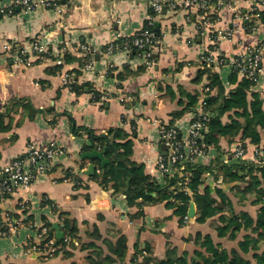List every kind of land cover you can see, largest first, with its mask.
<instances>
[{"label":"crops","instance_id":"crops-1","mask_svg":"<svg viewBox=\"0 0 264 264\" xmlns=\"http://www.w3.org/2000/svg\"><path fill=\"white\" fill-rule=\"evenodd\" d=\"M217 1L208 0L211 12L221 26L233 31L231 41L220 40L216 44L218 53L231 61L248 46L258 45L262 49L263 72L251 89L239 90L238 84L230 81V62L213 70L223 85L220 100L223 113L216 110L211 113L212 117L219 126L231 121L242 126L245 119L236 115L239 110L234 105L248 106L255 94H259L264 112V22L260 17L257 31L248 33L229 9L216 6ZM237 6L239 11L245 12L247 0H237ZM148 12V0H65L61 14L48 8L31 12L16 9L15 14L0 18V115L6 127L0 131V169L22 156L30 145L53 144L61 151L42 173L35 175L29 190L19 189L0 199L3 221L8 215L12 221L21 223L13 234L0 235V264H90V259L95 258L90 249L81 250V246L91 242L102 252L101 257L108 255L115 260L112 249L122 235L127 240L126 256L122 262L115 260L112 264H131L135 242L140 246L148 243L155 259L164 258L168 242L179 253L186 252L191 261L199 247L185 239L195 233L209 235L213 244L227 251L235 249L250 264H257L254 255L264 252V242L254 252L239 247L247 234L243 230L233 240L219 238L214 229L218 216L204 223L190 220L181 226L173 209L162 202L142 206L143 215L131 219L137 210L127 206L123 194L113 195L112 189L104 190L83 174L90 165L99 168L101 164L82 158L87 153L83 152V146L89 143L86 131L102 134L109 128H121L133 143L130 159L142 164L145 174L163 185L165 177L156 168L157 158L162 153L158 122L170 123L185 134L200 109V100L195 108L188 109L186 99L195 93L199 99L204 96L207 75L200 84L195 80L201 69V57L212 43L196 28L197 12L191 13L189 20L187 11L165 13L164 19L157 21L161 48L153 55L151 69H144L137 57L123 53L106 57L98 53L92 70L84 71L85 57L77 48L78 44L102 49L118 36H132L143 29ZM262 17L264 19V15ZM33 41L42 43L49 55L38 61L29 58L30 64L19 61V50H27ZM64 51L69 60L59 66L56 61ZM63 73H70L76 84L83 86V91L75 93L64 86L60 77ZM124 73L127 76L119 81L118 75ZM241 78L238 75V79ZM92 90L104 97L101 105L93 101ZM211 95H216V90ZM180 111L178 118L173 117ZM240 133L231 143L227 138H220L219 151L213 145L208 146L207 155L196 165L210 170L204 174V182L196 193H202L204 188L220 187L236 213L247 212L255 219L261 204L254 203V194L242 193L238 189L244 185L242 183L223 182V165L239 162L234 157L238 146L244 149L240 160L256 167L262 165L260 160L264 161V131L260 133L258 147L248 139L242 141ZM217 157L221 163L216 167ZM68 171L69 174L80 171L77 183L73 182L74 175L66 176ZM189 192L187 195L191 197L193 192ZM45 201L50 204H44ZM59 214L60 220L67 218L76 222L78 239L72 241L74 248L68 250L70 256H64V250L60 249L53 257L43 260L27 249L28 241L35 242L36 232L27 219L30 217L36 226L50 222L53 228L57 224L64 233Z\"/></svg>","mask_w":264,"mask_h":264},{"label":"trees","instance_id":"trees-1","mask_svg":"<svg viewBox=\"0 0 264 264\" xmlns=\"http://www.w3.org/2000/svg\"><path fill=\"white\" fill-rule=\"evenodd\" d=\"M65 0L62 2L64 3ZM264 12L260 11V21L264 22ZM156 34V30L152 29ZM64 51L58 57L59 60L68 61L69 57ZM47 55L49 52L47 51ZM46 55V56H47ZM39 60V59H38ZM37 60V61H38ZM85 63V62H84ZM60 66V65H59ZM144 68V67H143ZM215 67L201 68L197 74L196 82L200 84L202 77L207 75L208 82L203 86V93L200 99L197 93L189 95L186 99V108H195L200 100V108L208 112L210 120L204 131L203 141L209 146L213 145L220 150L219 140L220 138H227L228 143H231L239 132L240 139L242 141L248 139L249 142L257 147L261 144V131H264V112L262 109V99L259 94H255L253 100L249 105H234L239 111L236 115L245 119L242 126H238L234 121L230 124L219 126L216 124V119L211 115L216 111L222 114L220 100L223 93V85L219 78V75L213 71ZM127 76L126 73L118 75L119 81H122ZM73 78V77H72ZM73 84L70 85V89L75 93H81L83 91L82 85H77L76 80L73 78ZM230 81L238 84L239 90L251 89L256 81L242 76L238 79V73L235 69L231 68ZM216 90V95H211V92ZM93 93L95 99L99 98V93L96 91H90ZM93 99V101H95ZM196 113V112H195ZM182 114V111L174 113L173 117L178 118ZM195 116V114H194ZM167 125H171L167 123ZM3 125V118L0 115V131L5 130ZM88 145L83 146V152L100 153L102 160L104 161L103 167L99 165V172L93 173L90 177L104 190L112 189L113 195L123 194L127 206L130 208H136V212L131 216L132 218L143 215L141 210L142 206L153 205L164 202L166 207L173 209V213L178 217L179 225H185L183 218L187 215L189 205L192 201L195 205V217L189 218L188 221L194 220L197 223H204L209 218L217 217V224L214 229L219 238L228 237L229 239H235L237 235L243 230L247 232L239 242V247L243 251H258L260 245L264 242V161L260 160L262 165L256 167L253 163L240 160L239 162L223 165V182L226 184H244L238 189L244 194H254L255 204H261L257 216L253 219L247 212L236 213L232 207L229 206V200L223 189L215 187L213 190L210 188H204L202 193H196L200 185L203 184V176L210 169L202 166L194 165L189 168L190 181L187 184L188 189L192 191V196H188L181 187L177 185V179L165 178L163 185L157 184L155 180L145 174L144 166L136 163L130 159L132 154L133 143L129 139V135L121 128H109L105 133L95 134L93 130H87ZM90 161H99L97 158H89ZM215 166H219L221 163L219 157L214 162ZM68 174L66 176L68 177ZM66 177V178H67ZM44 204H50L49 201H45ZM227 212V213H225ZM61 214L58 215V221L63 226V237L57 239L54 235V229L52 223L46 222L45 225L49 227V237H54L57 245H61L64 256H70L71 250L74 248L72 241L77 240V226L76 222L70 221L67 218L60 220ZM28 217L30 223L33 220ZM4 221L1 216L0 210V231L3 230ZM98 237V235L96 236ZM185 241L193 242L199 250H195L193 255L194 259L188 261V254L186 252L179 253L177 248L171 246L168 242L166 244L165 256L162 259H155L152 256V250L148 243L140 246L138 242L134 243V253L130 259L131 264H250L249 260L242 257V255L235 249L227 251L221 248L220 245L213 244L209 235H202L195 233L185 239ZM65 247L69 249L65 250ZM90 249L95 259H90V264H103L108 261L107 264H112L115 260L122 262L127 252V240L122 235L119 236L115 245L113 246V253L116 259H112L110 256L101 257L102 252L94 244V242L82 244L81 250ZM58 252V251H57ZM56 252V253H57ZM55 253V254H56ZM141 258L139 261L138 258ZM100 258V261H99ZM254 258L257 264H264V252L255 253Z\"/></svg>","mask_w":264,"mask_h":264},{"label":"built area","instance_id":"built-area-1","mask_svg":"<svg viewBox=\"0 0 264 264\" xmlns=\"http://www.w3.org/2000/svg\"><path fill=\"white\" fill-rule=\"evenodd\" d=\"M63 0H0V18L15 14L16 9L23 12H31L40 8L54 9L61 14L64 10ZM149 12L143 29L132 36H118L116 40L111 41L102 49H96L88 44L80 43L77 45L79 51L85 57L83 65L84 71H91L94 64V58L99 53L106 57H110L116 53H123L127 57H137L144 69H151L154 65L153 55L161 48V39L152 29L159 20L162 10L165 13H174L177 11H187V19H190L191 13H198L199 19L196 28L201 35H206L212 45L204 52L201 57L200 66L204 67H220L230 62L231 68L235 69L238 75L247 77L257 82L260 74L263 72L261 66L262 49L258 45L248 46L242 53L231 61H227L218 53L216 44L220 40L231 41L233 36L232 28L221 26L218 19L211 12L208 0H148ZM217 7H225L229 9L234 19L240 21L243 28L248 33H254L259 26V18L261 8H264V0H247V8L245 12H241L237 6V0H219ZM214 14V15H213ZM47 55L45 46L33 41L27 50L20 49L18 60L30 64L29 58L35 60L43 59ZM57 65H61L62 61L57 60ZM61 83L70 87L73 84V78L70 73L61 74ZM93 99H95L93 95ZM104 97L99 96L95 99L100 105L103 103ZM210 120L208 112L201 108L196 111L195 116L189 123L185 134L173 125L158 122V143L165 147L166 154L160 155L156 161V168L163 177L177 179V185L181 187L184 193L188 194L187 184L190 181L189 168L196 165L200 158L207 155L208 146L204 143V131ZM61 154L53 144L46 147H37L30 145L25 153L11 161L0 169V199L13 194L19 189L29 190L32 181L37 173H42L52 161ZM244 149L238 146L234 151L236 159H242ZM95 173L99 172L95 168ZM80 171H71L70 175H74L73 182L79 180ZM70 180V178H68ZM190 193V192H189ZM192 203V201H191ZM188 215L183 218L184 223L188 222ZM19 221H12L6 215L4 217L3 230L0 235L5 236L13 234L15 229L20 225ZM35 232V242L28 241L27 249L29 252L37 254L43 260H47L55 255L61 249V245H57L54 237H49V227L42 223L39 226L31 224Z\"/></svg>","mask_w":264,"mask_h":264},{"label":"water","instance_id":"water-1","mask_svg":"<svg viewBox=\"0 0 264 264\" xmlns=\"http://www.w3.org/2000/svg\"><path fill=\"white\" fill-rule=\"evenodd\" d=\"M164 15H165V10L163 9L162 10V14H161L159 19H164ZM158 25H159V23L157 22L156 25H155V30L156 31H157ZM161 150H162L161 154L165 155L166 151H165V147L164 146H161ZM82 158L83 159L84 158H97V159L101 160V165L100 166L103 167V165H104V161L102 160V157H101L100 153H98V152L86 153V154L82 155ZM94 171H95V166L92 164V165H90L87 168V170H85L83 172V174L88 176V177H91L93 175ZM187 215H188L189 218H193L194 217V215H195V205H194V203H190ZM53 228L56 230V235H55L56 238L57 239H61L63 237V233L60 231L59 225L54 224Z\"/></svg>","mask_w":264,"mask_h":264}]
</instances>
